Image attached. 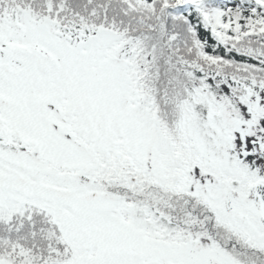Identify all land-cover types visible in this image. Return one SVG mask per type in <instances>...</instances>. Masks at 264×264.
<instances>
[{
    "label": "snow or ice",
    "instance_id": "1",
    "mask_svg": "<svg viewBox=\"0 0 264 264\" xmlns=\"http://www.w3.org/2000/svg\"><path fill=\"white\" fill-rule=\"evenodd\" d=\"M0 264H264V0H0Z\"/></svg>",
    "mask_w": 264,
    "mask_h": 264
}]
</instances>
